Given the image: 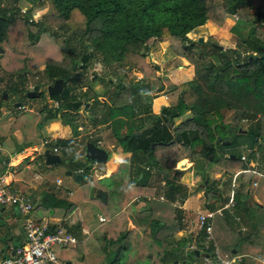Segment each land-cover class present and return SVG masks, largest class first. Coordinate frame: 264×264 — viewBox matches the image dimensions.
<instances>
[{"label":"trees","instance_id":"16d2710c","mask_svg":"<svg viewBox=\"0 0 264 264\" xmlns=\"http://www.w3.org/2000/svg\"><path fill=\"white\" fill-rule=\"evenodd\" d=\"M19 1L0 0V50L2 48L3 56L16 65L8 72L10 82L6 89L18 93L29 91L25 88L26 74L39 65H43L42 78L35 85L40 87L44 80L49 83L56 79L64 81L63 91L49 96L59 102L58 108L45 106L24 126L23 147L40 142L43 124L59 118L63 125L70 127L72 136L56 138L55 146L75 152L74 139L79 134L77 121L80 110L88 103L86 99L90 98L89 89L94 81L91 79L85 83L83 75L94 54L100 56L108 69L123 68L125 73L133 70L142 74L140 79L129 84L121 77L114 84L108 79L110 88L105 87L101 94L93 93L94 103L89 106L91 124L110 126L122 149L131 152L130 157L121 161L126 165L130 162L129 173L136 159L148 164L136 169L138 174L134 179L129 176L136 187L143 189L148 186L150 171L158 170L162 164V169H168V174L163 172L162 177L169 193H173L177 187L174 180L182 173L175 163L183 158L193 162L192 167L202 170L205 177L211 164L219 161L217 155L222 154L219 148L220 144L224 145L222 141L232 143L235 135L243 131L241 123L244 121L247 122L245 132H249L254 145L264 141V15L257 12L240 14L251 6L250 0H221L224 14L236 17L229 29L236 38V45L229 48L200 42L198 38L191 40L188 36L209 22L222 26L223 17L217 0H23L31 5L30 10L36 6L44 9L39 19L31 22L20 16ZM162 42H169L173 48L176 45V56L184 57L193 65V75L177 86L178 96L173 105L162 106L158 114H153L149 102H143L142 98L143 93L152 88L147 82L149 68L153 69L151 74L160 69L151 56L153 48ZM143 113L145 119L141 116ZM176 119L180 121L175 123ZM160 142L165 143L161 147L167 152L164 160L157 161L151 153ZM153 143L155 146L152 148ZM0 144L3 147L1 140ZM167 145L172 148L166 149ZM175 149L178 155L174 153ZM263 150L258 156L262 165ZM223 156L227 164L239 158L237 155L232 158V154ZM75 167L82 169L79 173L81 182H92L87 167L79 163ZM68 169L72 170V166ZM244 175L249 179L251 173ZM107 180L101 178L95 182L97 186L110 188L112 183ZM41 200L46 208L72 206L68 199L51 193ZM235 200V211L241 214V218L247 217L249 210L243 200L237 196ZM147 201L158 207L160 215L152 220L147 238L158 239L157 232L163 229V241L168 238L167 247L154 251L145 241L136 239L133 242L139 234H135L130 226L119 231L103 227L72 247H81V257H70L79 259L82 264H166L169 260H179L180 255L176 252L180 250L173 246L179 243L169 237L182 229L181 210L164 203L166 201L158 203L149 198ZM221 219L228 232L236 239L242 238L238 235L240 225H233L229 211ZM3 227L0 222L2 232ZM200 234L199 245L191 251L194 258L195 251L202 252L204 248L201 243L205 234L203 231ZM11 240L6 237L0 239L1 255L9 254L11 250L7 246ZM114 244H119L116 251L110 248ZM64 249L67 248L61 249L59 258L63 256ZM237 252L235 243L227 249L226 256L230 258Z\"/></svg>","mask_w":264,"mask_h":264},{"label":"crops","instance_id":"0c3cea01","mask_svg":"<svg viewBox=\"0 0 264 264\" xmlns=\"http://www.w3.org/2000/svg\"><path fill=\"white\" fill-rule=\"evenodd\" d=\"M2 53H4V50L1 48L0 59L3 60L4 64L3 66L0 65V73H2V75L0 74V82L4 83L5 79L8 80V72L10 69H8L7 66H10V63L9 61L4 59L6 56H3ZM16 107L19 108V106ZM160 109L158 112H155L152 107L151 113L158 114L160 112ZM24 113H26L27 115L26 118L20 119L21 116H15V118H11L10 122L8 124H5L3 128L0 127V140L3 143V147L0 144V175H4V179L9 189L23 192L30 197L33 203V210L31 211L29 217L33 220L47 223L51 230L56 225H63L78 239L77 244L80 243L85 237L96 232L100 228L109 227L114 231H119L126 226H130L134 230L135 234H139L138 237L135 236L133 238V242L136 239L137 241L140 240V242L145 241V243H149V245L154 248V251H158L167 247L168 238L163 241V229L157 232L156 238L158 239H151L150 236H148L147 238L146 233L152 223V220L157 216H160L158 215V207L154 206L151 202H148L147 198L157 201L158 203L166 201L164 203H170L173 207L179 208L181 210L182 216V229L175 231L172 237H169V239L171 238L175 242L179 243H174L173 246L174 248H178L180 250V252H176V254L180 255V259L173 262L169 260L166 264L185 263L186 261L183 259L186 257L190 249L193 250L191 246H195L196 248L200 242L199 237L201 234L196 225V213H193L192 215L188 213V209L184 206V203L186 201V199L184 198V194L189 193L191 190L195 189L194 194L196 197L204 196L205 198V208H199L198 211L213 209L217 206L222 205L228 200L231 174L235 171L237 172L247 167H253L256 162H260L258 157H255L250 152L249 154L251 159L246 155L247 160H241L240 156L245 154L241 152L239 155V159L244 163V166H241L239 170H235L232 173L228 174L229 172H225V170L220 169L216 164L213 167L208 168V170L206 171L205 177L206 174H208L209 180L211 178V181L207 182V184L204 185L203 182L205 177L203 171L199 169L195 170L194 167H192L193 162H190L187 158H183L175 163V166L176 164L178 165L183 162H185L186 164L183 170L180 169L182 170V173L178 174L176 179L174 180L177 187L175 188L173 193H169V191L167 190V185L165 184L166 181L164 179H158L155 176L154 171H150L151 175L149 178L148 186H145L142 189L133 185L129 176L134 179L138 174L136 169L142 168V165L148 164L145 161L136 159L135 162L131 164V173H129L128 167L130 162H127L126 165L121 161H123L127 157H130L131 152H127L122 149L121 145L117 142L115 137H113L110 129L105 130V127L103 125L94 126L91 124L88 126V130L86 131V125L82 121H79L78 128H82L81 133L83 134L81 138H85L86 143L88 136H85V134L87 132H92V139L95 138L97 139L96 141L100 142V145L98 146H101L103 149H105L108 152V155H110L111 151H114L115 153V161L112 162V165L108 166V168L106 169H97L98 173L96 178L91 177V184L93 187L92 194L94 196L95 202L99 204V207L101 209V212L98 213L96 223L93 227L91 225L92 220H88L84 216L85 211L89 212L91 216L90 207L86 208L85 210L79 208V206L74 204V202L72 201V194L69 191V188L67 191V187H63L60 179H48V177L46 176L47 173L42 174L43 171H41V166L45 158L42 153H39L34 149L39 145L32 144L30 146L23 147V128L31 121V119H34L37 116L39 110H29V112ZM141 116L143 117V119H145L144 113ZM141 116L139 115L138 117ZM68 128L70 127L67 125H63L59 119L58 121L57 119H54L45 122L41 127L40 132H44L43 130L54 132L59 131V133H55L53 135V138H67L70 137L71 134V132L69 133ZM65 130L68 132L69 136L64 134ZM43 138L49 137L48 135L44 134ZM82 146L80 145V147ZM169 147L172 148V146ZM169 147L166 146V149ZM254 148L256 149L252 150L260 152L257 146H255ZM64 149L59 148V150ZM19 150L20 152H18ZM80 150L83 149L80 148ZM58 152L55 154H58ZM230 154L232 153L227 151L225 155ZM140 155H142V153ZM235 156L236 154H232V158H234ZM145 158L147 161L149 159L148 155H146ZM223 164L227 166H234L236 163L229 162L227 164L226 162H223ZM245 164L247 166H245ZM75 165L72 167V170H68L71 171L70 174H68L66 171L67 184L72 185L74 182L73 180H75L79 185L82 186L85 183L81 182L82 179H77V176L79 175L78 170L81 168H76ZM50 166L51 165L47 164V168H52ZM259 168L258 169L260 171L264 172V168ZM155 171H157L156 173L158 174H163L164 169L159 168ZM186 171H188L189 173V179L183 181V177ZM141 176L142 174H140V177ZM101 178H108L106 182L110 181L112 183L110 188H107L106 185H104L105 188L103 186L100 187L96 185L95 181ZM245 178V175L239 176L238 182L240 183V185L237 188L236 196L237 198L243 200L245 208L249 210L248 216L245 218H241V214H238L235 211L236 205L235 207L226 210L230 212V215H232L233 225L235 227L240 225L238 235L242 238L236 239L234 234L228 232L225 229L221 219L225 215L224 213L223 216H217L212 221L211 240L212 244L218 251L220 259L223 261H229L230 264H264V179L254 175L249 176V179ZM57 180H59V182ZM156 181H161V188H159V186H156ZM254 182H256V184H254ZM98 189L106 192L107 196L105 202L99 200L95 196ZM210 189H213V191ZM85 190H83L81 194V199H83V201H87V198L90 199V195L88 194L87 190L86 192H84ZM210 191H212V193ZM47 193H51L57 197L68 199L72 203V206L70 208H46L42 206L41 198ZM177 201H180L181 203L178 204ZM104 211H108V214L104 215ZM241 212L245 213V211ZM100 216L105 220L100 221ZM26 218V216L21 215L13 206L0 204V222L4 224V232L0 230V239L4 237L12 239L9 243L10 245L7 246L8 250L13 248L14 245L17 246L24 242L25 234L23 226L25 224ZM79 222H81L80 225ZM76 232L81 233L80 235H76ZM82 235L86 236L83 237ZM235 243L237 244L238 252L235 256L229 258L226 256L227 249H229ZM181 244H183L182 247L180 246ZM202 244L203 241L201 245ZM1 250H3L2 245H0V251ZM60 251L61 250H59V253ZM232 252L235 253L236 249L233 248ZM198 253V259H200L198 264H204L202 252ZM203 254H205V252H203ZM67 259L68 258L62 261L65 264L67 262L71 264V261L77 258H71L72 260Z\"/></svg>","mask_w":264,"mask_h":264},{"label":"rangeland","instance_id":"374dc122","mask_svg":"<svg viewBox=\"0 0 264 264\" xmlns=\"http://www.w3.org/2000/svg\"><path fill=\"white\" fill-rule=\"evenodd\" d=\"M251 1V6L249 8L243 9L240 11V14H250V13H255L257 12L258 14L260 13L261 15H264V0H250ZM217 7L218 10L223 17V24L222 26L218 27L214 25L213 23H206L203 26H200L196 28L194 31L188 34L189 39L195 40V39H202V41H207V42H212L218 45H221L223 48H229V47H235L236 45V38L234 34L230 32V27L234 24L235 22V16H230V15H225L223 10H222V5H221V0H217ZM19 7H26L27 4L23 1L20 0L17 4ZM177 42H180L177 40ZM176 45L174 46V48ZM174 48L171 47L169 42H162L159 45H156L153 50H152V56L151 59L154 63H156L159 66V70L153 74L152 68H149V77L147 78V82L150 86H152L151 89L148 91H145L143 93V102H149L151 108L155 110V112H158L161 106H170L173 105L178 96V90L176 89L177 86L186 81L189 80L192 75H193V65L188 62L184 57H177L176 53L174 51ZM5 60L9 61V65L7 66L8 69L12 70L16 66L13 61L7 59V57L4 58ZM4 62L2 59H0V65L3 66ZM41 68H43V65H39L37 69L32 70V72H28L26 74L27 78V86L25 88H29L30 90L32 89V86L35 85V83L42 78L41 74ZM9 70V71H10ZM2 75V73H0ZM142 74L137 71H129V72H124L123 68H118L113 71V69H108L105 67L100 59V56L97 54H94L93 57L89 61V66L84 72L83 78H85V83H88L91 79L94 81L91 84V88L89 89V97L86 99L88 103L86 104L84 109L80 110V119L79 121H82L86 125V131L88 130V126L91 125L90 120L92 119L91 112L89 109V106H91L94 102L92 101L93 93H102V91L106 88H110L108 85V79H111L113 81L111 84L118 83L119 78H123V81L126 84H129L131 82H134L138 79H140ZM9 77V76H8ZM10 82V77L8 80H4V83L0 82V127L3 128L5 124H8L10 122L11 118H15V116H21L20 119L26 118L27 115L24 113L21 109L15 106L16 102H21L22 105L27 106V111H36V110H41L45 106H49L53 104V100L49 98V95L46 92V87L49 84V82H46L45 80L41 84L39 91L41 93L40 97L37 98H28L26 96L25 90L18 93L14 91H9L7 88V84ZM159 87H163L162 90H159ZM102 98V97H101ZM56 109V108H55ZM53 110V109H52ZM156 114V113H153ZM57 121L59 118H56ZM77 121V122H79ZM180 119H176L175 123H178ZM61 122V121H60ZM62 123V122H61ZM63 124V123H62ZM105 127V130L110 129V126L108 125H103ZM241 127L243 131L239 134H236L234 139L232 140V143L230 144H220V153L217 156H219V161L218 162H213L210 166L213 167L214 165L217 164L220 169L225 170V172H229L228 174L232 173L235 170H239L241 166H244V163L239 160V158L233 162L236 163L234 166H229L225 167L223 162L225 163V157L223 156L226 154L227 151L231 152L232 154H236L238 157L241 152L245 153L250 159V150L256 149L254 148L255 146H259V151L264 149V141H259L258 145H254V143L251 140L249 132H245V129L247 128V122H242ZM69 133L71 132L70 128H68ZM44 132L40 133L42 136L48 135L50 138V143L47 145L48 147H53L55 146V139L53 138V135L58 132L54 131H48V130H43ZM64 134L69 136L68 132L65 130ZM79 134H82L79 132ZM78 134V135H79ZM72 136V132L70 134V137ZM83 136V135H81ZM67 137V138H70ZM75 140V139H74ZM97 139H91L90 141L87 142H93L96 143ZM78 145H73L75 148V152H69L70 149L66 148L64 150H59L58 154L61 157V161L59 163L51 164L50 167L52 168H47V164L45 163V160H43V164L41 166V171L43 173H47L48 179L54 180L55 178L60 179V181L63 184V187L67 189L69 188V191L72 194V201L74 204L79 206L82 210H85L86 208L90 207V212L85 211L84 216L88 220H92L91 225L94 227V224L96 223L97 215L99 212H101V209L99 207V204L95 202L94 196L92 194L93 187L91 182L85 183L84 185H79L75 180H73V184L69 185L67 184V174L66 171L70 170L68 169L69 166L71 165L72 167L76 164L79 163L81 165H84L85 167L88 168V176L92 178H96L97 176V169L99 170L100 168H108V166L112 165V162L115 161V153L114 151L110 152V155H108V159L106 160L105 163H100L97 161H93L90 159H87L85 157V145H86V139L85 138H78ZM228 141V140H225ZM41 142V141H40ZM40 142L35 143V145H39ZM76 142V141H75ZM83 144V146H82ZM80 145L83 147H80ZM153 145V144H152ZM161 144L159 143L156 145V150L153 151L152 157L156 156L157 161L164 160V153L167 152V150H164L160 146ZM155 146V143H154ZM154 146H151L152 148ZM171 146V145H170ZM167 147H169L167 145ZM83 149V150H80ZM105 148V147H104ZM68 149V150H67ZM84 152V153H83ZM264 152V150H263ZM174 153H176V149L174 150ZM178 155V154H177ZM213 158V157H212ZM217 159V158H216ZM212 160V159H210ZM181 164V163H180ZM180 164H176V168L182 169L185 168L184 166H180ZM245 166H247L245 164ZM158 168H163L162 164L159 165ZM264 168V167H262ZM187 169V168H186ZM184 169V170H186ZM189 169V168H188ZM168 169L164 170L165 173H167ZM157 171H154L155 176L158 179H163L162 174L156 173ZM186 171L183 181L189 179V173ZM168 174V173H167ZM232 175V174H231ZM211 181V178L208 182ZM157 182V187L161 188L162 184H160L161 181H156ZM81 186V187H80ZM84 187V188H82ZM87 190L88 194L90 195V199L87 198V201H83L81 199V194L83 190ZM86 190L84 192H86ZM194 190H191L189 193L184 194V198L186 199L184 206L188 209V213L192 215L193 213H197L198 209L205 208L204 207V201L205 198L204 196L201 197H196L194 194ZM200 190V189H199ZM67 193V192H66ZM89 201V202H88ZM178 204H180V201H177ZM255 210V209H253ZM257 211V210H256ZM104 215L108 214V211L103 212ZM78 219V218H77ZM81 222H79V225ZM92 227V228H93ZM81 233V232H80ZM80 233L76 232V235H80ZM83 237L86 235H82ZM95 240L93 239L92 242ZM118 245L119 244H115ZM67 249H64V254L60 258L61 260H65L68 258L69 260L71 259V255H77L81 257V252L82 249L80 246H78L75 249L69 248V247H64ZM111 248V247H110ZM63 249V248H62ZM61 249L55 248V251H59ZM191 249L189 250L188 254L186 257L183 259L185 260L187 264H198L200 259H196L198 257L197 255L192 256L191 254ZM203 254V252H202ZM203 257V256H202ZM71 264H81V261L79 259H73L71 261Z\"/></svg>","mask_w":264,"mask_h":264},{"label":"built area","instance_id":"2783aa9c","mask_svg":"<svg viewBox=\"0 0 264 264\" xmlns=\"http://www.w3.org/2000/svg\"><path fill=\"white\" fill-rule=\"evenodd\" d=\"M31 5L26 7H19V14L22 17H26L29 22L37 21L40 14L44 9H40L38 6L33 7L30 10ZM53 100V99H51ZM59 102L53 100V104L49 105L50 108H58ZM19 109L23 112L27 111L26 105H20ZM81 132L82 128H78ZM81 135H77L75 138V145H78V138L81 139ZM87 141L93 138L92 132L85 134ZM50 138H44L38 147L34 149L42 153L45 149H49L53 153H57L59 148L56 146L48 147ZM96 145H100L99 141H96ZM1 149V147H0ZM61 149V148H60ZM255 157L259 156V152L256 150L250 151ZM241 160H247L246 154L240 156ZM259 167H263L262 163L256 162L253 167H247L237 172H233L231 175V182L229 188L228 200L220 206L213 209H205L203 211H197L196 213V225L200 232H204L205 239L203 240V251L206 256L203 257L204 264H230L229 261H223L218 255L216 247L212 244L211 233H212V220L217 216H223L225 210H229L236 205V191L240 183L239 176L244 173H251V175L259 176L264 179V172L260 171ZM259 168V169H258ZM148 169V168H146ZM82 172V169L78 170V173ZM59 182V180H57ZM256 184V182H254ZM0 204L13 206L21 215L26 216V221L23 226L25 240L22 244L11 248L9 254H0V264H65L59 258V251H55V248L62 249L64 247H72L77 244L78 239L68 231L63 225H56L52 230L49 228L47 223L33 220L29 217L33 210V203L30 197L20 191L11 190L8 188L4 175H0ZM100 221H104L103 217H99ZM192 249L195 246H191ZM212 248L210 252L209 250Z\"/></svg>","mask_w":264,"mask_h":264},{"label":"water","instance_id":"95a60500","mask_svg":"<svg viewBox=\"0 0 264 264\" xmlns=\"http://www.w3.org/2000/svg\"><path fill=\"white\" fill-rule=\"evenodd\" d=\"M199 41L201 42L202 39L200 38ZM213 45L217 46L219 48H223L221 45H218L215 43ZM63 85H64L63 79H56L52 84L47 85L46 92L49 96L61 93L63 91ZM26 96L28 98L39 97L40 96L39 85H34L31 90L26 92ZM20 105H21L20 102L15 103V106H20ZM176 139L179 140V136H177ZM219 141H220V137L217 139V142H219ZM222 143L228 144L229 141H222ZM160 144L163 145L165 143L160 142ZM151 146H154V143ZM43 155L45 158V163L48 165L59 163L61 161V157L58 154L53 153L49 149H45ZM85 157L87 159H90L93 161L105 163L107 158H108V152L105 149H103L101 146H98L93 142H87L85 145ZM209 159H212V156H210ZM180 166H184V164L181 163ZM67 173L70 174L71 171H67ZM77 179H82V176L78 175ZM208 180H209V175L206 174V177H205L204 182H203L204 185L207 184ZM95 196L99 200L105 202L107 194L105 191L98 189ZM117 248H118V245H114L111 247V250L116 251ZM195 254L198 256L199 255L198 251H195ZM202 256L204 257V256H206V254H202ZM66 264H69V262H67Z\"/></svg>","mask_w":264,"mask_h":264}]
</instances>
